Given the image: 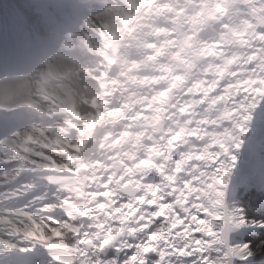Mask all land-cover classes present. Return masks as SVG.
<instances>
[{
	"label": "snow or ice",
	"instance_id": "1",
	"mask_svg": "<svg viewBox=\"0 0 264 264\" xmlns=\"http://www.w3.org/2000/svg\"><path fill=\"white\" fill-rule=\"evenodd\" d=\"M0 264H264V0H0Z\"/></svg>",
	"mask_w": 264,
	"mask_h": 264
}]
</instances>
